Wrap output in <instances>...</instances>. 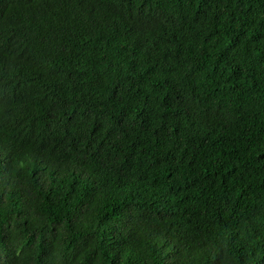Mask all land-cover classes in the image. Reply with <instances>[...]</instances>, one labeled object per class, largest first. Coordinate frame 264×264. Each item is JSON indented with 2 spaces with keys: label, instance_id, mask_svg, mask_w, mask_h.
Returning a JSON list of instances; mask_svg holds the SVG:
<instances>
[{
  "label": "trees",
  "instance_id": "16d2710c",
  "mask_svg": "<svg viewBox=\"0 0 264 264\" xmlns=\"http://www.w3.org/2000/svg\"><path fill=\"white\" fill-rule=\"evenodd\" d=\"M0 264H264V0H0Z\"/></svg>",
  "mask_w": 264,
  "mask_h": 264
}]
</instances>
